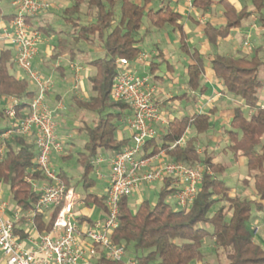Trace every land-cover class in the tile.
Returning a JSON list of instances; mask_svg holds the SVG:
<instances>
[{"label": "trees", "instance_id": "obj_1", "mask_svg": "<svg viewBox=\"0 0 264 264\" xmlns=\"http://www.w3.org/2000/svg\"><path fill=\"white\" fill-rule=\"evenodd\" d=\"M153 1L67 0L69 6L63 9L62 14L67 32L57 31L50 24L38 27L42 34L56 37L57 45L52 55L54 59L58 60L67 54L73 61L81 53H86V50L69 47L67 42L64 44L63 35L67 37L66 40L72 39L76 46L85 44L94 47L98 43L104 51L102 57L89 62L95 70V74L89 77L91 97L76 102L81 109L95 116L93 124L84 122L79 129V133L86 135L87 141L83 151L78 154L81 175L77 184L81 183L86 191L83 199L87 206L96 205L103 211L106 195L93 191L97 181L92 176L96 168L92 161L103 152L111 156L121 153L132 143V138L117 137L132 111L128 103L112 99V89L119 73L118 62L121 59L133 62L143 52L140 47L143 39L138 36L145 18L153 27L163 29L172 26L181 34V49L192 62L188 66V88L202 93L206 91L202 85L205 58L199 50L187 45L181 14L172 6V0H160L156 7L152 6ZM242 1L251 2L264 27L263 0ZM216 2L194 0L193 3L198 12L205 13ZM219 3L226 4V24L214 26L207 23L204 30L206 38L214 47L255 13L245 4L238 12L227 0H220ZM12 18L13 15L4 14L0 5V20ZM13 56L11 49L0 53V103L10 99L16 101L15 122L19 123L28 115L35 92L31 90L28 79L10 72L17 67ZM155 58L158 57L148 61L150 76H155V69L160 67L159 63H155ZM210 64L223 84L225 93L243 103L234 109L226 130L227 150L234 157L246 159L247 175L241 182L242 189L234 193L225 179L227 167L214 162V156L207 148L202 154L199 151L201 135L213 128V110L170 120L163 131L148 141L143 158L164 152L170 160L191 167L203 164L207 171L189 209H178L171 204L169 197L175 190L170 188L171 182L168 180L159 190L155 203L144 198L134 210L130 196L120 199V226L113 238L135 257L138 264H206L204 246L208 239L215 245L214 252L224 257L216 264H264V247L254 240L252 228L256 213H264V105L260 99V91L264 89V63L258 56L231 57L216 53ZM5 117L3 108L0 110V120ZM9 129L10 124H0V137ZM184 138L183 144L176 145ZM1 147H4V152L0 153V185L8 188L10 200L15 206L24 212L33 211L41 198V192L28 180L38 184L45 181L42 172L36 170L35 144L26 137L13 135L0 139ZM69 158H73L71 154L63 160ZM58 176L67 187L73 186L72 177L67 171L60 169ZM248 190L249 194L246 193ZM55 216L56 212L53 219L45 221V214L37 213L34 220L38 231H48Z\"/></svg>", "mask_w": 264, "mask_h": 264}, {"label": "built area", "instance_id": "obj_2", "mask_svg": "<svg viewBox=\"0 0 264 264\" xmlns=\"http://www.w3.org/2000/svg\"><path fill=\"white\" fill-rule=\"evenodd\" d=\"M190 10H195L194 0H184ZM13 18L2 29L0 37L14 52L13 62L17 68L28 75V80L36 88L30 102L28 115L19 123L15 122L16 101L10 99L6 115L10 120V129L0 139L13 135L33 138L36 158V170L42 172L45 181L38 184L28 180L41 198L33 211H22L17 207L10 211V202L0 199V250L6 264H94L96 258H102L105 264H138L134 256H129L125 247L114 241V233L120 226V202L123 197L138 192L144 185L171 182L174 189L172 197L178 209H189L193 204L204 173V165L188 166L166 157L164 152L143 158L148 141L158 135L155 124L167 123L165 116L155 101V88L149 76L138 75L132 62L121 59L119 73L115 77L112 99L128 103L132 115L128 117L127 127L132 132V143L121 153L110 159L109 186L105 191V210L92 222L81 223L76 216L75 207L81 200L75 189L67 187L53 168L51 160L54 154H62L64 142L58 138V125L54 111L47 104V94L54 87L51 78L44 77L34 66L42 42L39 25L34 23L52 5L46 0H12ZM151 59L141 52L134 63L145 64ZM263 107V106H262ZM184 139L177 144H183ZM4 147L0 148V153ZM102 157L92 163L99 166ZM209 171V169H208ZM210 172V171H209ZM56 212L52 227L33 238L31 231L36 230L34 216L37 213ZM12 213V214H11ZM26 220L22 231L28 233L31 247L24 245L17 233V225ZM32 229V230H31ZM258 229L254 228V233Z\"/></svg>", "mask_w": 264, "mask_h": 264}, {"label": "crops", "instance_id": "obj_3", "mask_svg": "<svg viewBox=\"0 0 264 264\" xmlns=\"http://www.w3.org/2000/svg\"><path fill=\"white\" fill-rule=\"evenodd\" d=\"M159 1L160 0H156L152 6H158ZM216 1V5H214L209 11L201 13L198 12L197 9L193 11L190 10L184 0H172V6L175 7L176 11L182 16L180 21L183 25L185 41L187 45L191 48H196L199 50V52L205 58L206 69L202 81V85L206 88L205 92L202 93L200 91H193L188 88V66L192 62L181 49V34L178 31H175L172 26H166L163 29L156 27L153 28V31L156 33V39L155 41L153 40V48L151 52L148 53L151 58L158 57L154 59L155 63L160 64V67L155 69V76H150L149 62L140 64L136 62L134 63L133 61L132 67L137 71L138 75L149 76L151 85L155 88L154 90H156L155 101L159 105L167 122L154 125L158 132L163 131L168 125V122L175 117H181L182 115H193L195 113H207L211 110L214 111V114H212L213 128L207 131L206 134L201 135L200 140L206 144H224V148L221 150V155L223 156L220 155V157H227L230 155L233 158L231 165L227 166L225 164L227 167L225 179L229 185L230 183L228 179L232 181V177H237V182L233 181L231 183H233V192L238 193L242 188L241 182L244 180L247 174L243 176L240 170L243 166V157H234V154L227 150L228 137L226 130L230 126L234 109L236 107L242 106L243 103L225 93L223 84L217 79L215 72L211 69L210 61L216 53H219L222 55H230L231 57L247 56L251 58L253 56H258V58L264 63V27L258 18L259 13L257 14L255 12V7L251 4V2L247 1L244 3L242 0H227V2L234 6L238 12L241 11L244 6L243 4H245L248 6L249 10H252L255 13L248 19L242 21L238 28L233 29L226 39L220 40L215 47L212 46L205 36L204 30L206 24L210 23L214 26H220L225 25L227 22V19L224 15L226 4L219 3L220 0ZM8 7L12 8L13 11L10 14L4 11V14L13 15L14 9L11 2L9 3ZM262 11L264 14V8ZM53 12L55 13V8L43 13L40 17L34 20V23L39 26H46L48 24L52 25L49 17ZM9 21L10 20H0V35L2 33V29ZM44 36L46 37V35ZM54 38L55 37H48L42 39L39 47V54L34 61V66L39 72L47 77H51L53 80L57 79V82H54V87L47 94V104L49 105V108L54 111V117H59L63 120L66 119V112L70 109H77L87 114L89 112L77 106L76 102L85 101L91 97L92 91L89 77L95 74V70L89 64L91 60H94L90 58V55H99L104 53V51L102 48L97 50V47L88 46L85 51L86 53H81L76 60L71 61L69 55L67 54H63L57 60L52 58L55 46H52L51 44ZM142 42L144 41L142 40ZM9 48L10 45L0 37V53L2 50ZM141 50L146 52V49ZM179 52H181L182 55H179ZM171 53L177 54V60L174 58V54L171 57ZM164 65L167 67L165 73L162 72V67ZM16 69L18 70L17 67ZM262 74L264 76V73ZM30 88L33 92L36 91L35 86L33 87L31 85ZM185 94L186 96H183ZM263 101L264 99L262 98V105H264ZM8 103L9 101L7 104ZM89 114L91 115L93 122L95 116L91 113ZM85 119L86 116L81 121L82 124L78 126V134H81L79 133V129L84 125V122H88ZM2 121L3 123L5 122L4 120H0V124H3ZM57 134L60 140H63V138L70 139L68 138L69 136H62L58 131ZM117 137L118 139L132 138V132L127 127V124L121 131L118 132ZM27 139L29 142L34 144L33 138L28 137ZM202 147L204 149V146ZM68 156L69 154L67 156L62 154H54L52 159H63L64 157ZM100 156L102 157L103 162L99 165L100 167L96 166L93 174L106 181V185L104 186L105 190L101 189L95 191L101 195L105 193L107 186H109L110 159L113 156L106 152H103ZM218 159L219 155H215L214 162L221 163L218 161ZM234 169L238 173L236 176L234 174ZM163 186L164 184L160 183L142 186L138 191L139 196L141 197V199L138 200V205L142 202V200H144V198L150 196L151 193H156V190H160ZM5 187V185H0V199L10 202L9 210L14 211L17 209V206L11 202L9 194V199L4 197L3 193L5 191ZM71 187L74 188L73 186ZM74 189L76 194L81 198L75 207L77 219L81 223L88 224L96 221L99 218L102 208L96 205L87 206L83 199L84 197L77 193V188ZM246 193L249 194L250 191L248 190ZM135 203L131 201L132 207H134ZM262 204L264 205V202H262ZM92 212L97 214L98 218H96V220L90 215ZM54 213L55 212L49 213L48 215L45 214V221H50L53 219ZM261 213L262 212H258L255 215V219L252 221V228L254 229L256 227L258 229V231L254 233V240L264 247V213ZM257 215L258 217H256ZM25 223L26 222L24 219L18 223L16 226L17 233L21 236V240H23L24 245L27 248H30V238L33 236V238L37 239L42 233H40L37 228L35 231L31 229L32 236L30 237L22 231L21 225L23 224L25 227ZM128 255L132 256L130 254ZM0 264H6L1 250ZM94 264H105V262L102 258H96L94 260Z\"/></svg>", "mask_w": 264, "mask_h": 264}, {"label": "rangeland", "instance_id": "obj_4", "mask_svg": "<svg viewBox=\"0 0 264 264\" xmlns=\"http://www.w3.org/2000/svg\"><path fill=\"white\" fill-rule=\"evenodd\" d=\"M11 1L12 0H0V3H1L0 5H1L2 9L6 13H9V14L13 11L12 8L8 7L9 3ZM46 1H48L52 5V8L50 10H53L55 8V13L53 12L52 15L49 17V20L51 21L53 27L57 31L64 30L65 32H67L68 28L66 27V25H65V23H64V21L62 19V14H63V9L67 8V6H69V2H67V0L66 1L65 0H46ZM155 1L156 0H154L152 2V5H153V3ZM143 23H144V25H143L142 30L140 32V35L138 37H139V39L142 38L143 41H144V42L140 43V47L143 50L146 49V53H148V52H151V50L153 48L152 47L153 46L152 43L156 39V33L153 31L154 27L148 22V20L146 18L144 19ZM44 38H48V37L47 36L45 37L44 34H42V39H44ZM66 38L67 37L65 35H63V38H62L63 42H64V44L67 42L66 44L69 47H75V48L77 47V49H82V50H86L88 48L85 44H79V45L76 46L72 39L66 40ZM51 45L52 46H56L57 45L56 37L54 38V40H52V44ZM94 47H97V50H99L101 48V46L98 43L95 44ZM173 54L174 53L170 54L171 57H172ZM103 55H104V53H101L99 55H90V58L95 59V58L102 57ZM176 55L177 54H174V56H175L174 58H176V60H177V56ZM179 55H182L181 52H179ZM166 70H167V67H166V65H164L162 67V72L165 73ZM10 72L12 74H14V75L19 76L20 78L28 79V75L25 72H23V71H21L19 69L18 70L17 69H11ZM43 76L46 77V78H51V77H47L45 75H43ZM53 81L57 82V79L53 80ZM31 85L34 87L33 84H31ZM260 97H261L260 99H262V98L264 99V89H262L260 91ZM9 103H10V101H9ZM7 106H8L7 102H3L2 101L0 103V110L3 109V108L6 109ZM66 113H67V116H66L65 120H63L62 118H59V117H55V121H56V123L58 125L57 131L62 136H69L68 138H70V139L63 138L64 151H63L62 155L67 156L68 154L69 155L72 154L73 158H69L67 160H63V159L53 160L52 159L51 163H52L53 168L57 172L60 171V169H64L65 171H67L69 173L70 177H72V180H71L72 181V185H73L74 188H77V193H79L82 196H84L86 191L83 188V185L81 183L77 184V182L79 181L80 175H81V167H80V165H79L77 160H78V154L81 153L83 151V149H84V145L86 144L87 138H86V135H84V134H78L77 129H78V126L82 124L81 121L84 119L85 116H86L85 120L88 121L90 124H93V122H92L93 119H91V115L89 113L86 114L85 112L79 111L77 109L67 110ZM3 120L5 121L4 122L5 125H9L10 124V120L7 117V115H6L5 119H3ZM64 121H66V122H64ZM2 123H3V121H2ZM186 138H184V141L186 140ZM202 146H204V149L208 146L207 150L209 151V153H211L214 156V158H215V155H217V156L219 155L218 161L221 162L222 164H224V165L226 164L227 166L232 164L233 158L230 155H228L227 157H220L221 150H223V148H224V144H221V145L220 144L219 145H215V143L206 144V143H204V142H202L200 140L199 151L201 152V154H202V152L204 150ZM211 150H214V151H211ZM221 156H223V155H221ZM242 161H243V166L241 167L242 169H240V170H241V174H243V176H245L247 174L246 159L243 158ZM197 165H203V164H197ZM234 172H235L234 173L235 176L238 175V173H237V171L235 169H234ZM92 176H93L94 179L97 180V187L93 191H97V190H101V189L105 190L104 186L106 185V181L101 179L99 176H96L95 174H93ZM231 180L232 181H230V179H228V181L230 183L229 186L232 187L233 183H231V182H233V181L237 182L238 179H237V177H232ZM7 190H8V188L5 187V191H4L3 194H4V197L6 199H9V195H8L9 192ZM158 195H159V189L156 190V193H151L150 196H147L146 199H149L152 203H155V201L158 198ZM140 199H141V197L139 196V192H136L133 195H131L130 201H132L133 203H135V202L137 203V204L135 203V205L133 207L134 210L137 208L138 200H140ZM169 200H170V202H171V204L173 206L177 207L173 198L169 197ZM261 214H263V212ZM90 215L95 220H96V218H98L97 214H95L93 212ZM256 217H258V215ZM253 232H254V229H253ZM214 247H215V245H214L213 241L211 239H208L206 241V245L204 246V251H206V253H207L206 260H205L206 264H216L219 261L224 259L222 254L217 255L214 252Z\"/></svg>", "mask_w": 264, "mask_h": 264}]
</instances>
